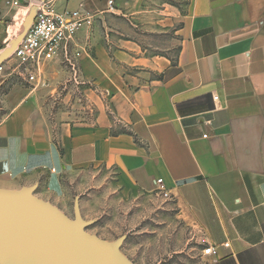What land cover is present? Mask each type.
Masks as SVG:
<instances>
[{
    "label": "crops",
    "instance_id": "1",
    "mask_svg": "<svg viewBox=\"0 0 264 264\" xmlns=\"http://www.w3.org/2000/svg\"><path fill=\"white\" fill-rule=\"evenodd\" d=\"M46 1L93 16L80 87L58 61L0 80V189L73 219L108 178L146 196L161 179L211 264H264V0Z\"/></svg>",
    "mask_w": 264,
    "mask_h": 264
},
{
    "label": "rangeland",
    "instance_id": "2",
    "mask_svg": "<svg viewBox=\"0 0 264 264\" xmlns=\"http://www.w3.org/2000/svg\"><path fill=\"white\" fill-rule=\"evenodd\" d=\"M16 10L0 13V47ZM2 66L0 80L8 78L10 87L19 80L23 87L29 86L17 76L21 67L15 60H8ZM5 85L0 86V120L10 107L3 101L7 95ZM107 180L112 183V179ZM110 184L97 188L89 201L83 203V219L91 222L84 229L86 233L107 243L120 240L118 250L130 264H211L208 256L202 254L203 237L179 218L171 197L160 193L123 194Z\"/></svg>",
    "mask_w": 264,
    "mask_h": 264
},
{
    "label": "water",
    "instance_id": "3",
    "mask_svg": "<svg viewBox=\"0 0 264 264\" xmlns=\"http://www.w3.org/2000/svg\"><path fill=\"white\" fill-rule=\"evenodd\" d=\"M39 10L32 0L15 11L0 47V67L12 58ZM34 189H0V264H130L118 250L120 240L107 243L85 232L91 222L81 217L77 201L69 219L35 197Z\"/></svg>",
    "mask_w": 264,
    "mask_h": 264
},
{
    "label": "built area",
    "instance_id": "4",
    "mask_svg": "<svg viewBox=\"0 0 264 264\" xmlns=\"http://www.w3.org/2000/svg\"><path fill=\"white\" fill-rule=\"evenodd\" d=\"M1 2L6 9H18L23 5L22 0H1ZM36 2L40 10L10 59L15 60L21 67L17 76L28 84H40L41 68L49 62L58 61L69 69L71 81L79 84L78 60L81 54L72 48L73 40L79 31L92 25L93 16L79 10L57 11L46 0ZM109 6L111 9L112 1L109 2ZM156 182L159 185L157 192L168 197L162 180L157 179ZM201 243L205 246L202 250L203 255L208 256L213 253V246L204 238L201 239ZM224 246L227 247L228 244L225 243Z\"/></svg>",
    "mask_w": 264,
    "mask_h": 264
}]
</instances>
